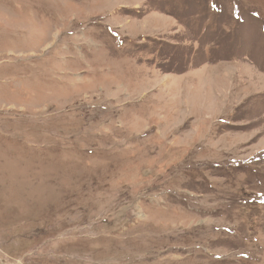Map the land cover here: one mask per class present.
<instances>
[{
	"label": "rangeland",
	"instance_id": "374dc122",
	"mask_svg": "<svg viewBox=\"0 0 264 264\" xmlns=\"http://www.w3.org/2000/svg\"><path fill=\"white\" fill-rule=\"evenodd\" d=\"M0 264H264V0H0Z\"/></svg>",
	"mask_w": 264,
	"mask_h": 264
}]
</instances>
